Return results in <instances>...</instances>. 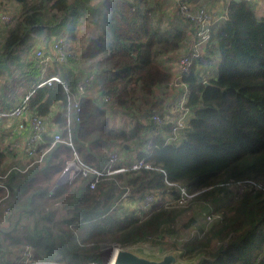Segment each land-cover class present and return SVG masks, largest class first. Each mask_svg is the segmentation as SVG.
<instances>
[{
	"label": "trees",
	"instance_id": "obj_1",
	"mask_svg": "<svg viewBox=\"0 0 264 264\" xmlns=\"http://www.w3.org/2000/svg\"><path fill=\"white\" fill-rule=\"evenodd\" d=\"M224 1L196 56L194 24L173 11L166 22L167 0H0V9L15 8L5 11L10 22L0 24V111L34 90L30 114L50 121L53 133L72 145L43 141L35 156L20 157L0 122V264H12L26 246L35 264H103L110 248L138 242L177 248L184 259L205 253L201 264H264V16L252 0ZM83 18L93 29L77 45ZM37 35L65 39L68 58L43 76L32 55ZM178 53L189 58L182 83L191 117L180 139L168 144L158 132L168 126L152 117L165 115L182 95L164 64ZM91 74L96 81L69 126L68 95H76L80 76ZM57 76L63 84L37 88ZM116 145H127L128 156L151 168L101 176L92 189L90 175L58 185L73 152L99 170ZM238 184L248 189L239 192ZM176 186L196 193L191 208L175 203ZM156 193L163 196L148 207L128 205ZM203 202L219 218L180 240ZM189 211L192 218L179 228Z\"/></svg>",
	"mask_w": 264,
	"mask_h": 264
},
{
	"label": "built area",
	"instance_id": "obj_2",
	"mask_svg": "<svg viewBox=\"0 0 264 264\" xmlns=\"http://www.w3.org/2000/svg\"><path fill=\"white\" fill-rule=\"evenodd\" d=\"M168 5L172 8V11L177 13L179 17L189 20L194 24L195 32L192 39L190 48L193 50L194 55L201 56L202 49L208 45L211 39L212 26L217 19V16L212 12L207 5L203 3V0H167ZM5 15H0V23H9L11 20L10 14L1 12ZM7 15V16H6ZM54 39V38H53ZM52 39V40H53ZM65 39L57 37L47 47L41 42L38 43L36 49L33 51V57L39 62L41 67L42 76L47 71L50 64L55 62L65 63L68 61L65 52ZM165 67L171 70L173 77L171 85H179L183 88L181 97L177 100L173 107L166 110L165 115L155 114L152 117V121L158 125L164 127L168 126V129H160L158 132L163 135L166 143L171 144L177 142L183 130L187 127V120L191 117L190 110L186 107L188 101V93L186 92L185 85L182 83V72H186L189 67V58L187 55L175 56L174 54L169 55L165 59ZM62 82L60 77H51L45 81H40L38 87L51 85L53 82ZM96 81V76L93 74L87 76H80L77 82L76 95L69 94L68 104L66 105L68 115V125H72L78 122V116L75 117V113L80 109V101L82 95L85 93L86 88L92 85ZM66 92H69L68 88L64 86ZM34 90H31L23 94L19 101L13 103L10 111H0V122L3 123V128L7 129L10 133L6 143L9 149L14 151L20 157L28 158L35 156V150L41 142L46 141L43 135H49L53 137V145L59 142H65L72 147L70 141H64L60 134H54V126L48 120H44L40 117H34L30 114V96ZM107 100V99H106ZM57 107L54 108L56 112ZM183 112L182 116L178 113ZM10 130V131H9ZM72 160L67 162V165L62 170L61 176L66 181H73L77 176L82 175L84 177L93 176L95 179L91 183L90 188H94L101 176H112L117 173H126L128 171H136L140 168L150 169L151 165L143 159H134L128 157L123 152L120 146L116 145L110 150V156L108 164L99 170L85 166L79 159V155L76 152ZM178 196L175 199V203L183 205V203L193 198L194 194H189V191L184 186H176ZM239 192H244L248 187L244 184L236 185ZM234 188V187H232ZM231 188V189H232ZM163 195L156 193L155 196L150 195L145 197L144 201L137 202L135 204H128L132 207H148V205L161 198ZM166 199L170 200L168 194L165 195ZM127 201V193L123 196V203ZM207 221L212 219L211 215L206 216ZM30 247L26 246L20 251L19 256L15 259L12 264H35L31 260ZM55 264V263H50ZM95 264V263H91ZM108 264V263H106Z\"/></svg>",
	"mask_w": 264,
	"mask_h": 264
},
{
	"label": "water",
	"instance_id": "obj_3",
	"mask_svg": "<svg viewBox=\"0 0 264 264\" xmlns=\"http://www.w3.org/2000/svg\"><path fill=\"white\" fill-rule=\"evenodd\" d=\"M208 85L207 83H205ZM48 142H53V137L43 135ZM124 152L131 151L127 145H123ZM66 182L60 176L58 185ZM205 253H198L192 258L184 259L182 251L168 248L164 245H154L150 242H138L133 245L114 246L108 250V264H201L206 259Z\"/></svg>",
	"mask_w": 264,
	"mask_h": 264
},
{
	"label": "rangeland",
	"instance_id": "obj_4",
	"mask_svg": "<svg viewBox=\"0 0 264 264\" xmlns=\"http://www.w3.org/2000/svg\"><path fill=\"white\" fill-rule=\"evenodd\" d=\"M221 1L222 0H219V4L221 5ZM227 1V0H226ZM15 8H13V6H8L7 7V12H9V13H13L15 10H14ZM6 10H4V9H0V11L1 12H4V13H6L5 11ZM172 12V9L170 8V9H168V11H166V15L168 16H164L165 17V21L166 22H168L170 19H172V17H170L171 15H169L170 13ZM0 15H5V14H2V13H0ZM257 15L259 16V17H262V16H264V13L263 12H257ZM7 16V15H6ZM170 22V21H169ZM1 24V23H0ZM91 24V23H90ZM90 24H89V20H87L86 18H83V23L82 24H80V26H79V42L77 43V45H84L85 43V39H87V33H89L93 28H91V26H90ZM34 38H36L35 40H37L38 41V43H42L44 46H48L50 43H52V41L53 40H55V39H53V40H45V39H43L45 36H43V37H40V36H33ZM38 43H37V45H38ZM37 47V46H36ZM36 49V48H35ZM32 54V53H31ZM33 55V54H32ZM218 61H219V59L214 63V65H213V73L215 74V72H216V66H217V64H218ZM1 80H3V79H1ZM6 94L9 96L10 94L8 93V92H6ZM14 102V101H13ZM178 115L179 116H182L183 115V112H179L178 113ZM123 122H125V118H123V121H122V118L120 119V118H118L117 119V121H116V123H123ZM128 154H132V152H130V153H125V155H128ZM248 189V188H247ZM245 191V190H244ZM194 200H195V197L194 198H189V199H187L184 203H183V205H180V206H183L182 208H191V205H193L194 204ZM203 204H204V206L206 207V208H201V211H200V213L199 214H201L200 216H199V214H197V218H196V220H197V222H196V224L194 225V227L192 228H186L184 231H182V234H181V236H180V240H187V239H189V238H192V237H195V235H199L200 233H199V230L200 229H209V227H210V224L215 220V219H217V218H219V215L217 214V213H212L211 212V210L207 207L208 206V204H206L205 202H203ZM128 206V205H127ZM211 213V215H212V219L210 220V221H207V219H206V216L207 215H210V213ZM192 218V212L191 211H189V213H187V215L186 216H184L182 219H180L179 221H178V227L180 228V227H182V225L183 224H185L186 222H188L190 219ZM103 248L105 249V250H103V251H106L107 250V248H105V246H103ZM103 264H106L107 263V259H108V253H103ZM15 261V259H13V262Z\"/></svg>",
	"mask_w": 264,
	"mask_h": 264
},
{
	"label": "crops",
	"instance_id": "obj_5",
	"mask_svg": "<svg viewBox=\"0 0 264 264\" xmlns=\"http://www.w3.org/2000/svg\"><path fill=\"white\" fill-rule=\"evenodd\" d=\"M254 3H255V5L257 6V8H258V10L257 11H259V12H263L264 13V0H252ZM203 3L205 4V5H207V7H209V9L212 11V12H214V13H216L217 12V14H221V11L219 10L221 7H224V5H225V1L224 0H222L221 1V5L219 4V0H203ZM177 55H180V53H178ZM25 94V93H24ZM23 95V94H22ZM21 95V96H22ZM20 96V97H21ZM129 158L130 157H134L133 155H131V156H128Z\"/></svg>",
	"mask_w": 264,
	"mask_h": 264
},
{
	"label": "clouds",
	"instance_id": "obj_6",
	"mask_svg": "<svg viewBox=\"0 0 264 264\" xmlns=\"http://www.w3.org/2000/svg\"><path fill=\"white\" fill-rule=\"evenodd\" d=\"M36 39V38H35Z\"/></svg>",
	"mask_w": 264,
	"mask_h": 264
}]
</instances>
